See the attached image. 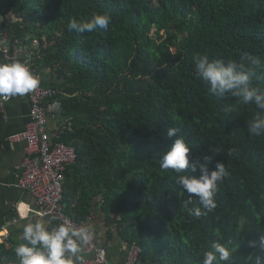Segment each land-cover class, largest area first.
<instances>
[{"label":"trees","instance_id":"obj_1","mask_svg":"<svg viewBox=\"0 0 264 264\" xmlns=\"http://www.w3.org/2000/svg\"><path fill=\"white\" fill-rule=\"evenodd\" d=\"M104 12L107 30H68L70 19ZM0 16L12 40L43 43L37 65L51 71L63 116L74 120L63 138L78 155L65 173L67 216L80 223L100 207L146 263L202 264L216 241L229 248L230 264H264L249 246L264 233V135L248 132L260 110L210 95L193 62L206 54L264 63V0H0ZM257 76L253 86L264 90V73ZM170 127L177 137H167ZM179 136L192 161L207 155L210 170L225 166L210 212L195 197L182 207L188 196L169 173H184L160 167ZM15 248L0 245V262L18 264Z\"/></svg>","mask_w":264,"mask_h":264},{"label":"clouds","instance_id":"obj_2","mask_svg":"<svg viewBox=\"0 0 264 264\" xmlns=\"http://www.w3.org/2000/svg\"><path fill=\"white\" fill-rule=\"evenodd\" d=\"M111 17L107 12L93 13L91 18L77 20L72 18L68 22V30L77 34L92 33L97 30H107ZM247 65L237 60L225 62L222 59H210L206 54H197L193 57L195 75L207 85V91L212 96L224 98L231 96L239 102L254 104L260 110L248 123V132L251 135H264V90L253 86V81L260 79L257 72L264 73V63L259 58L249 56ZM40 86L39 78L31 68L20 60L0 62V97L5 99L24 96ZM231 113L234 108L224 109ZM179 129H167V137H177ZM191 149L183 136L174 140L161 155L160 167L172 169L179 174L175 184L188 196L182 203L187 208L193 198H198L200 205L207 211L216 208L215 194L218 182L226 175L223 163H217L214 170H210L208 162L212 157L205 155L204 163L190 159ZM209 151L215 155V149ZM187 170V171H185ZM19 208L27 209L29 205L19 202ZM191 215L199 218L202 215L199 207L189 209ZM47 222L37 220L23 226V243L15 248L18 264H84L83 252L94 240L96 229L87 224L77 226L71 220L65 219L49 228ZM249 246L264 253V233L258 235V241H250ZM230 250L225 244L212 242L211 250L203 253L202 264H230ZM256 264H260L257 257Z\"/></svg>","mask_w":264,"mask_h":264},{"label":"built area","instance_id":"obj_3","mask_svg":"<svg viewBox=\"0 0 264 264\" xmlns=\"http://www.w3.org/2000/svg\"><path fill=\"white\" fill-rule=\"evenodd\" d=\"M3 22L0 16L2 62L20 60L35 73V65L43 57V43L35 39L28 46L19 39L12 40L9 33L2 29ZM61 95L53 87H38L25 95L31 107V122L24 133L13 138V141H24L27 145L19 185L35 198L39 216L52 218L57 224L69 219L77 226L89 225L92 216L78 223L67 216L64 210L65 173L68 167L76 163L78 155L75 147L63 141L65 134L72 130L74 120L63 116ZM4 114L5 103L0 102V115ZM51 119L55 124L54 129L50 127ZM141 252L140 246L132 245L127 264H139ZM84 264H110L107 249L99 245L97 236L85 249Z\"/></svg>","mask_w":264,"mask_h":264},{"label":"crops","instance_id":"obj_4","mask_svg":"<svg viewBox=\"0 0 264 264\" xmlns=\"http://www.w3.org/2000/svg\"><path fill=\"white\" fill-rule=\"evenodd\" d=\"M2 61L3 56L0 53V62ZM37 64L34 74L40 80L39 87H51V71ZM0 102L5 103V114L0 115V245L11 248L24 242L22 233L26 223L41 220L47 222L46 226L51 228L57 222L52 218L39 216L35 198L30 191L19 185L27 145L24 141H13V138L24 133L31 122L30 104L25 95L7 99L0 97ZM50 127L55 128L52 119ZM20 201L26 202L29 207L27 209L19 208ZM91 216L89 225L96 229L99 245L107 249L109 263L127 264L130 246L119 234L117 226L107 223L100 207H96ZM83 256L85 258V250ZM0 264L17 263L3 259ZM139 264L147 263L141 259Z\"/></svg>","mask_w":264,"mask_h":264},{"label":"rangeland","instance_id":"obj_5","mask_svg":"<svg viewBox=\"0 0 264 264\" xmlns=\"http://www.w3.org/2000/svg\"><path fill=\"white\" fill-rule=\"evenodd\" d=\"M48 86H50V85H48ZM164 174V173H163ZM169 175H171V177L173 178V179H176V178H174V176L172 175V173H169Z\"/></svg>","mask_w":264,"mask_h":264}]
</instances>
